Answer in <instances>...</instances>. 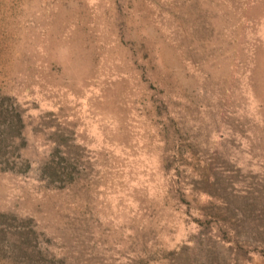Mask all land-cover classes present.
I'll return each instance as SVG.
<instances>
[{
  "label": "rangeland",
  "instance_id": "1",
  "mask_svg": "<svg viewBox=\"0 0 264 264\" xmlns=\"http://www.w3.org/2000/svg\"><path fill=\"white\" fill-rule=\"evenodd\" d=\"M0 264H264V0H0Z\"/></svg>",
  "mask_w": 264,
  "mask_h": 264
}]
</instances>
